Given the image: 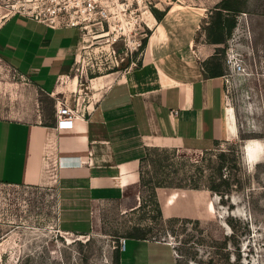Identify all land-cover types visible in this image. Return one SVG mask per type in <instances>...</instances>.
Here are the masks:
<instances>
[{"label": "rangeland", "instance_id": "374dc122", "mask_svg": "<svg viewBox=\"0 0 264 264\" xmlns=\"http://www.w3.org/2000/svg\"><path fill=\"white\" fill-rule=\"evenodd\" d=\"M175 1L127 0L133 14L122 18L130 23L124 32L106 26L78 32L58 100L82 115L114 75L137 65L144 47L136 43L153 34L151 9L164 11ZM187 1L207 11L170 19V25L181 23L173 36L193 41L206 70L217 67L226 74L227 120L233 126L237 116L238 139L209 151L151 153L142 165L147 184L138 196L96 204L88 228L63 227L52 172L42 187L0 184V264H117V255L120 264H264V150L251 166L244 153L248 140L260 141L264 149V0H246L230 37L219 44L205 31L221 0ZM23 4L0 0V23ZM18 84L0 64V117L35 119L38 110L43 123H52L54 100ZM156 180L171 185L155 189L160 212L151 197ZM137 229L145 240L133 247L126 237Z\"/></svg>", "mask_w": 264, "mask_h": 264}, {"label": "crops", "instance_id": "0c3cea01", "mask_svg": "<svg viewBox=\"0 0 264 264\" xmlns=\"http://www.w3.org/2000/svg\"><path fill=\"white\" fill-rule=\"evenodd\" d=\"M166 9L154 18L140 65L114 75L71 129L43 123L38 110L35 119L0 117V184L42 187L52 172L66 229L88 228L96 204L137 197L146 150L209 151L239 137L237 116L233 126L227 120L226 74L209 77L193 41L173 36L181 23L169 24L207 10L187 0ZM77 41L74 29L11 14L0 23V64L18 85L52 98L55 112Z\"/></svg>", "mask_w": 264, "mask_h": 264}, {"label": "built area", "instance_id": "2783aa9c", "mask_svg": "<svg viewBox=\"0 0 264 264\" xmlns=\"http://www.w3.org/2000/svg\"><path fill=\"white\" fill-rule=\"evenodd\" d=\"M126 1L25 0V4L20 9L15 10L12 15H22L51 29H74L78 32H91L92 28L96 31H103L106 26L107 30L124 32L125 28H129L130 23L122 18H130L133 14V11H128L129 5ZM116 20L123 22L114 25ZM136 47L142 48V44L136 43ZM228 62L230 63V61ZM234 66L237 70L241 69L239 63ZM55 107L57 129H71L78 117V110L71 109L61 101H57ZM120 247L124 250L125 243L122 242Z\"/></svg>", "mask_w": 264, "mask_h": 264}, {"label": "trees", "instance_id": "16d2710c", "mask_svg": "<svg viewBox=\"0 0 264 264\" xmlns=\"http://www.w3.org/2000/svg\"><path fill=\"white\" fill-rule=\"evenodd\" d=\"M246 0H221L218 5L214 7V15L211 18V22L208 25V28L206 29V37L214 44H219L221 42L226 41L228 39L233 31V29L236 26V15L242 12V7L244 6ZM151 12L154 16V18L160 22L162 19V12L157 11L156 9L152 8ZM146 40L142 42V48L145 47ZM140 65V62L137 63V66ZM209 77H219L222 76V71L214 67L210 70H206ZM168 149H157V148H151L146 150L145 155L140 160V185L145 186L147 182L145 181V178L142 173V165L144 161L151 155V153H157V156H166L168 154ZM156 162L162 161V158H157L155 160ZM146 183V184H145ZM151 188V197L154 200V204L156 209L160 212V206L157 201L156 192L155 189L157 188H171L170 184H165L161 180H156L154 183H152ZM190 189H197V186H190ZM212 190H214L212 188ZM126 239L140 241L145 240V237L138 233V229L135 230L133 233L129 234ZM125 249H126V242H125ZM117 264H120L119 261V255L116 256Z\"/></svg>", "mask_w": 264, "mask_h": 264}, {"label": "bare ground", "instance_id": "6f19581e", "mask_svg": "<svg viewBox=\"0 0 264 264\" xmlns=\"http://www.w3.org/2000/svg\"><path fill=\"white\" fill-rule=\"evenodd\" d=\"M230 118V117H229ZM232 126V124H230ZM263 144L258 140H248L245 142V161L248 165L256 164L262 155Z\"/></svg>", "mask_w": 264, "mask_h": 264}]
</instances>
